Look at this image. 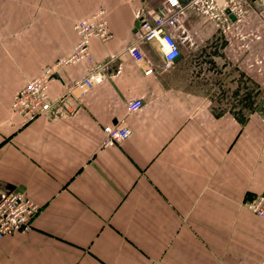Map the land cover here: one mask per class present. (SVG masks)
Masks as SVG:
<instances>
[{"label":"crops","instance_id":"crops-1","mask_svg":"<svg viewBox=\"0 0 264 264\" xmlns=\"http://www.w3.org/2000/svg\"><path fill=\"white\" fill-rule=\"evenodd\" d=\"M163 1L0 0V191L39 207L31 231L0 239V264H264V220L244 205L264 190V114L242 105V74L257 83L243 70L242 15L258 12L251 0H214L211 15L181 0V54L165 69L157 41L143 43L138 65L126 54L138 17ZM102 9L112 37L90 41L95 66L63 67L50 95L93 68L103 82L74 90L69 116L23 123L15 95ZM108 125L131 135L103 148Z\"/></svg>","mask_w":264,"mask_h":264},{"label":"built area","instance_id":"built-area-1","mask_svg":"<svg viewBox=\"0 0 264 264\" xmlns=\"http://www.w3.org/2000/svg\"><path fill=\"white\" fill-rule=\"evenodd\" d=\"M188 4L198 5L210 15L218 10L214 0H188ZM185 8L186 5L181 0H164L157 10L141 14L138 17V27L133 34V41L126 48V54L141 65L144 55L140 46L143 43L157 41L163 55V66L165 69L170 68L181 54L178 37L185 31ZM73 29L78 40L71 52L45 67L39 76L28 81L15 95L11 111L14 115L21 117L23 123H31L50 114H54L53 118L69 116L73 112V108L68 104L71 93L78 90L80 96H83L93 85L103 82L101 69L93 68L86 77L78 78L67 85L66 92L62 96L56 99L51 97V84L63 67L80 63L94 67L95 60L90 52V41L96 39L105 43L112 37L108 15L103 9L76 21ZM145 73H152V69H146ZM142 105L143 101L140 99L133 100L127 103V111L136 112ZM103 134L101 146L112 147L128 139L131 130L126 126L108 125L103 127ZM244 205L249 212L264 220V190L248 199ZM38 212V205L25 192L0 191V239L8 235L31 231Z\"/></svg>","mask_w":264,"mask_h":264},{"label":"rangeland","instance_id":"rangeland-1","mask_svg":"<svg viewBox=\"0 0 264 264\" xmlns=\"http://www.w3.org/2000/svg\"><path fill=\"white\" fill-rule=\"evenodd\" d=\"M248 4L253 6L258 15H252L248 8L242 15V58L246 64L243 70L255 72L257 83L253 80L250 82L249 77L245 73L242 74V105L243 108H250L255 107L256 103L257 110L264 114V0H251ZM255 36H258V39ZM255 43L258 45V51L253 48Z\"/></svg>","mask_w":264,"mask_h":264},{"label":"water","instance_id":"water-1","mask_svg":"<svg viewBox=\"0 0 264 264\" xmlns=\"http://www.w3.org/2000/svg\"><path fill=\"white\" fill-rule=\"evenodd\" d=\"M226 13L228 14L229 18H230L232 21L235 20L234 15H233L229 10H227ZM137 27H138V23H136V27H135V29H136Z\"/></svg>","mask_w":264,"mask_h":264}]
</instances>
